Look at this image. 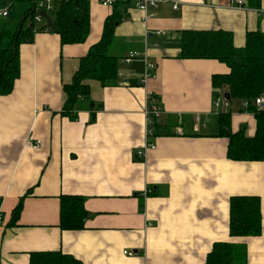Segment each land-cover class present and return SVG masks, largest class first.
<instances>
[{
    "label": "crops",
    "instance_id": "1",
    "mask_svg": "<svg viewBox=\"0 0 264 264\" xmlns=\"http://www.w3.org/2000/svg\"><path fill=\"white\" fill-rule=\"evenodd\" d=\"M17 5L0 14V34ZM17 8L21 13L25 5ZM114 9L89 0L82 43L63 44L48 24L19 46L20 76L0 96V264H29L31 252L46 250L84 264H205L217 241L245 244L246 264H264V161L229 159V138L220 134L215 113L213 75L229 68L217 59L180 56L186 30L229 31L243 47L247 32H264V0H245L241 8L231 0H169L146 13L118 3L121 20L109 49L120 58L116 81L88 80L90 95L66 111L64 85ZM131 51L139 56L126 63ZM145 59L156 66L144 82ZM226 89L218 95L224 98ZM151 92L161 112L148 123ZM233 104L219 110L231 111L230 130L253 136L254 113ZM145 142L156 147L140 159L136 151ZM72 195L84 196L88 216L83 228L62 229L61 199ZM235 195L260 198V235L230 236Z\"/></svg>",
    "mask_w": 264,
    "mask_h": 264
},
{
    "label": "trees",
    "instance_id": "2",
    "mask_svg": "<svg viewBox=\"0 0 264 264\" xmlns=\"http://www.w3.org/2000/svg\"><path fill=\"white\" fill-rule=\"evenodd\" d=\"M1 1V0H0ZM29 3L23 11L26 17L17 35L19 23L10 25L0 34V96L12 92L20 76L19 46L22 42L32 40L34 33L48 30L47 25L54 22L61 42L82 43L87 39L90 30L89 0H61L57 2L56 11L41 22L34 20L36 0H22ZM104 24L103 34L98 42L92 45L81 58L79 67L69 84L64 85L67 96L66 111H73L82 97L90 95L88 80H97L106 86L114 83L118 76L119 57L111 55L109 49L114 41L115 27L121 20L116 10ZM1 3V2H0ZM32 22L27 26L26 21ZM36 23H39L37 26ZM182 58L217 59L225 63L229 71L213 75L215 97L219 89L227 88L230 104L242 103V108L254 113L256 131L248 136L245 128L236 132L230 130L231 111H221L217 123L221 135L229 138L227 156L238 161H264V103L257 105L255 99L264 98V32L249 31L243 47H236L233 34L225 30H186L182 31ZM244 101L248 105L244 106ZM84 196H63L60 209V227L62 229H81L88 216ZM229 234L232 237H249L261 234L262 213L261 200L254 195H235L230 198ZM22 201L13 210L11 223L19 218ZM247 248L245 244L230 241H217L207 254L205 264H246ZM29 264H84L71 254L59 250L33 251Z\"/></svg>",
    "mask_w": 264,
    "mask_h": 264
},
{
    "label": "built area",
    "instance_id": "3",
    "mask_svg": "<svg viewBox=\"0 0 264 264\" xmlns=\"http://www.w3.org/2000/svg\"><path fill=\"white\" fill-rule=\"evenodd\" d=\"M61 0H36L35 3V15H34V20L36 22H41L43 20V16L41 12H45L46 14H49L50 12L54 11L55 4ZM117 0H101V3L104 6H113L116 3ZM132 2L138 9L142 10L143 12H151L150 10H153L159 6L160 3L169 1V0H129ZM235 6L241 8L245 6V0H231ZM13 1H9L8 5H6L4 8L0 7V14L2 16H8L10 13V9L12 7ZM174 8H177V4L175 3L173 5ZM138 52L136 51H131L127 56H125L123 59L126 63H130L134 58L138 57ZM155 63L151 62L147 59H145V67H144V74H143V81H147L148 78L152 76V71L155 69ZM230 101H228L225 98H222V101L216 100L214 103L215 106V113L218 115L220 112L219 110L221 109L222 106H225L226 109L230 107ZM255 103L257 105L263 104L264 103V98L258 97L255 99ZM146 117L147 121L152 122L153 119H157L160 115L161 109L159 107V99L158 97L153 93H148L146 97ZM249 103L248 101H244V106H247ZM147 134H151V131H149ZM32 147L34 149H38L41 147V140H36ZM155 145L149 142H145L136 151V156L139 157L140 159H143L148 150L150 149H155ZM148 192H150V189H147L143 194L147 195ZM2 220V216L0 213V222ZM124 254L133 256L135 255V252L131 250H125Z\"/></svg>",
    "mask_w": 264,
    "mask_h": 264
},
{
    "label": "rangeland",
    "instance_id": "4",
    "mask_svg": "<svg viewBox=\"0 0 264 264\" xmlns=\"http://www.w3.org/2000/svg\"><path fill=\"white\" fill-rule=\"evenodd\" d=\"M9 1H10V0H1L0 2H1L2 5L5 4V6H6V5H8ZM11 1H13V3H16V5H17V4L19 5L20 3L24 4V5H25V8L28 7V5H29L28 2H26V1H22V0H11ZM18 5H17V6H18ZM17 6H16V9H15V11H14V15H13V17L10 19V20L12 21V23L10 24L11 27H14V26H15L17 23H19V21L22 19L21 16L23 15V11H22L21 13H20V11H16V10H19V9L17 8ZM57 7H58V5L55 4L54 11H56ZM13 9H14V8H13ZM19 13H20V15H19V17H18V14H19ZM49 15L52 16V15H53V12H50ZM32 21H33L32 18L29 17V18L27 19V21H26V25L28 26ZM36 24H37V26L39 25V23H36ZM52 24L55 25L54 22H50V23H49V25H52ZM217 99L220 100V101H222V97H221V96H218ZM233 105H234V104H233V102H232V103L230 104L229 109H230ZM225 108H226L225 106H222V107H221L222 110L225 109Z\"/></svg>",
    "mask_w": 264,
    "mask_h": 264
},
{
    "label": "water",
    "instance_id": "5",
    "mask_svg": "<svg viewBox=\"0 0 264 264\" xmlns=\"http://www.w3.org/2000/svg\"><path fill=\"white\" fill-rule=\"evenodd\" d=\"M41 14H42V16L43 17H45V18H49V16H47V14L45 13V12H41ZM25 16L21 19V21H20V23H19V27H18V31H17V35L19 34V32H20V30H21V28H22V26H23V23H24V20H25ZM224 98L225 99H227L228 101H230V99H231V96H230V94L228 93V92H226L225 94H224Z\"/></svg>",
    "mask_w": 264,
    "mask_h": 264
}]
</instances>
